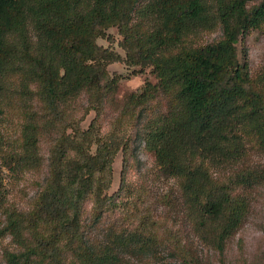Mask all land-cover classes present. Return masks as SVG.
Returning <instances> with one entry per match:
<instances>
[{
	"label": "trees",
	"instance_id": "1",
	"mask_svg": "<svg viewBox=\"0 0 264 264\" xmlns=\"http://www.w3.org/2000/svg\"><path fill=\"white\" fill-rule=\"evenodd\" d=\"M139 1L0 0V75L19 71L36 81L49 116L46 127H59L48 150L36 204L23 218L10 221L11 234L24 249L9 254L7 264L118 262L111 253L114 246L90 237V228L111 208L124 184L129 152L126 141L112 137L102 141L97 134L106 91L123 78L108 70L118 55L111 46L97 42L104 38L112 44L107 34L112 27L121 37L118 45L128 67L149 64L161 87L177 88L179 117L167 118L147 139L157 162L168 174L182 178L184 191L200 212V225L217 230L218 249L242 225L248 205L240 191L258 182L256 176L231 166L240 149L235 131L252 120L263 137L264 128L257 124L264 97L253 87L247 60L239 58L236 44L258 20H264V2L248 10L247 0H150L154 28L142 37L134 36L130 26ZM215 22L222 28L220 40L168 53L184 37ZM29 26L35 49L28 41ZM138 72L133 70V74ZM150 90L145 83L141 92H133L134 105L146 100ZM81 93L87 94L86 108L78 120L65 122V105ZM244 104L251 107L246 113ZM90 111L94 116L81 129L80 122ZM36 143L35 134L26 136L25 163L38 161L33 154ZM119 149V188L108 194L112 162ZM199 159L227 165L233 174L227 181L215 183L197 163ZM88 201L95 223L86 227L83 215Z\"/></svg>",
	"mask_w": 264,
	"mask_h": 264
},
{
	"label": "rangeland",
	"instance_id": "2",
	"mask_svg": "<svg viewBox=\"0 0 264 264\" xmlns=\"http://www.w3.org/2000/svg\"><path fill=\"white\" fill-rule=\"evenodd\" d=\"M261 2L264 0H247L246 7L251 10ZM149 3L150 0H140L134 9L130 21L134 36L145 37L154 28ZM107 34L112 44L104 38H98L97 42L104 47L111 46L118 55L108 70L123 78L106 91L104 110L96 123L97 134L102 141L111 137L126 141L129 152L124 184L111 208L95 223L92 203L85 204L84 226L95 223L90 228V237L114 246L111 253L117 257V264H264V134L260 138L252 120L235 131L240 149L231 166L256 176L254 181L258 183L240 191L248 205L242 225L226 239L223 249H218L217 230H205L200 225V212L184 191L182 178L168 174L147 144L153 129L167 118L179 117L177 88L161 87L159 77L149 64L128 67L122 61L125 53L118 45L121 37L117 29L109 28ZM27 36L31 48L35 49L30 26ZM221 38L222 28L215 22L212 27L184 37L168 53L200 47ZM11 39L18 43L15 38ZM236 47L239 58L247 60L253 87L264 97V20H258ZM133 70L140 72L133 74ZM145 83L151 88L147 99L134 105L131 94L141 92ZM37 90V82L25 73L7 71L0 75V264H7L9 254H20L24 249L11 234L10 221L23 218L36 204L48 150L58 134L59 127H46L49 116ZM86 106L84 93L69 101L64 107L65 122L78 120ZM250 108L244 104L242 111L246 113ZM93 116L94 112L90 111L80 122V128L86 129ZM258 119L257 126L264 128V106ZM30 133L37 137L33 154L35 157L37 154L38 161L31 162L33 165L22 159L28 152L26 136ZM95 146H91L92 151ZM197 163H201L215 183L227 181L233 174L227 165L216 166L206 159H199ZM121 168L119 149L112 162L108 194L118 190Z\"/></svg>",
	"mask_w": 264,
	"mask_h": 264
}]
</instances>
